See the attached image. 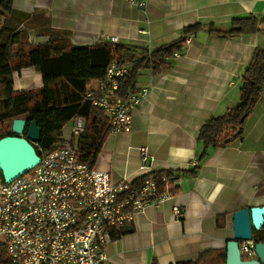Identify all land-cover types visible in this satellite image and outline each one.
Segmentation results:
<instances>
[{
  "label": "crops",
  "instance_id": "1",
  "mask_svg": "<svg viewBox=\"0 0 264 264\" xmlns=\"http://www.w3.org/2000/svg\"><path fill=\"white\" fill-rule=\"evenodd\" d=\"M134 1L144 2L145 8L131 0L12 1L15 11L29 15L13 22L30 44L58 35L73 45L91 46L118 36L121 42L154 49L179 38L185 26L204 25L193 35L195 44L186 45L184 56L168 58L158 74L141 71L137 86L148 87L149 94L134 113L132 131L110 133L96 162L116 181L125 176L134 181L159 169H193L202 150L197 142L201 126L239 103L254 49L264 48L261 33L225 39L208 32L210 23L226 27L237 16L264 15V0ZM216 13L233 16L212 19L206 26V17ZM172 31L178 36L169 39ZM20 72L21 86L15 89L28 90L29 81L42 85V73L34 67ZM141 146L151 155L146 162ZM172 185L179 189L177 194L148 204L136 215L135 230L110 243L107 255L112 264L193 261L203 250L226 248L233 238L235 211L264 205V88L244 123L243 135L211 150L198 176L178 178Z\"/></svg>",
  "mask_w": 264,
  "mask_h": 264
},
{
  "label": "trees",
  "instance_id": "2",
  "mask_svg": "<svg viewBox=\"0 0 264 264\" xmlns=\"http://www.w3.org/2000/svg\"><path fill=\"white\" fill-rule=\"evenodd\" d=\"M12 1L0 0V138L12 134V125L8 122L14 118L37 120L42 128L38 145L49 150L60 139L66 123L75 116H83L86 119V130L79 139L77 158L90 167L96 165L112 127L104 111L94 106L85 95L96 80L104 77L108 65L117 61L128 67L127 73L119 81L118 91L120 96L126 97L141 89L137 84L143 69H151L153 74L162 72L168 58L185 51L187 36L196 35L204 29L202 23L190 24L183 28L179 38L154 49L124 42L76 46L58 35H51L50 40L44 43L30 44L26 41L24 32L18 29V24L13 22L15 19H28L29 15L15 11ZM208 32L209 35L225 39L256 35L264 32V15L250 13L237 16L226 27L210 23ZM26 67H34L42 73L41 87L15 89L14 74ZM242 80L239 103L224 115L213 117L201 126L197 142L202 150L193 169L150 171L136 178L131 190H139L146 178L154 176L157 192L162 194L166 188L164 175L172 181L181 177H196L211 150L225 147L241 137L244 123L264 88V48L257 46L254 49L251 63ZM227 139L229 141L225 142ZM178 191L170 182V194L175 195ZM134 230V225L130 224L120 231H113L112 241ZM253 238L255 243L264 240V225L260 230L253 228ZM243 244L241 242V246ZM255 257V254L243 255V259ZM0 263L10 264L7 249L2 244ZM178 264H226V248L206 249L199 253L197 259Z\"/></svg>",
  "mask_w": 264,
  "mask_h": 264
},
{
  "label": "built area",
  "instance_id": "3",
  "mask_svg": "<svg viewBox=\"0 0 264 264\" xmlns=\"http://www.w3.org/2000/svg\"><path fill=\"white\" fill-rule=\"evenodd\" d=\"M131 2L145 8L144 2ZM192 40L193 35L187 36L186 45ZM127 71V66L111 62L85 95L104 111L111 133L132 131L134 113L149 94L148 87L126 97L118 94ZM85 130V117L75 116L53 148L44 150L36 144L41 153L36 167L10 183L0 176V244L6 247L10 264H112L107 255L112 232L133 224L148 204L170 197L172 180L166 175L162 194L154 176L146 178L139 190H131L133 181L127 176L116 181L110 172L80 162L79 139ZM139 151L143 162L151 158L146 146ZM174 213L182 215L178 206ZM241 251L255 254L254 241L244 242Z\"/></svg>",
  "mask_w": 264,
  "mask_h": 264
},
{
  "label": "water",
  "instance_id": "4",
  "mask_svg": "<svg viewBox=\"0 0 264 264\" xmlns=\"http://www.w3.org/2000/svg\"><path fill=\"white\" fill-rule=\"evenodd\" d=\"M42 128L37 120L14 118L12 134L0 138V176L10 183L41 162L36 148ZM229 140H225L228 142ZM264 225V205L244 207L234 212L233 238L226 244V264H264V240L255 243L253 228L260 230ZM254 241L255 258L243 259L241 242Z\"/></svg>",
  "mask_w": 264,
  "mask_h": 264
},
{
  "label": "rangeland",
  "instance_id": "5",
  "mask_svg": "<svg viewBox=\"0 0 264 264\" xmlns=\"http://www.w3.org/2000/svg\"><path fill=\"white\" fill-rule=\"evenodd\" d=\"M147 5V4H146ZM169 11L170 12H173L174 10H172V6H170L169 7ZM160 14V13H159ZM232 17L233 15H229V14H223V13H216V14H214L213 16H210V17H206V20H205V23H206V26L208 25V23H209V21L210 20H212V19H215V20H217V19H221V20H227V18H229V17ZM157 23H159V21H157ZM143 31V30H142ZM172 32H174V34L172 35V36H169L168 38L170 39V38H173L174 36H178L177 34H178V32L175 34V31H172ZM205 32H207V29H205ZM172 34V33H171ZM259 36H260V38H262V37H264V32H261V34H259ZM215 37H217V36H215ZM258 37V36H257ZM195 36H194V39L192 40L193 41V45L195 44ZM219 38V37H218ZM258 39V38H257ZM109 42V41H108ZM119 42H121L120 40H119ZM196 43H199V44H204V43H206L205 41H204V43H201V42H199V41H197ZM217 43H219V42H217ZM221 43V42H220ZM219 43V44H220ZM253 48V47H252ZM152 49V48H151ZM188 49V48H187ZM187 49H185V51L181 54V56H184V54L186 53V51H187ZM180 56V57H181ZM202 57H203V55H201ZM20 77H21V72H15V74H14V80H15V86L17 87V88H19L21 85H20V83H21V79H20ZM36 81H29L28 82V85L26 86V87H29L28 88V90L29 89H36V88H39V87H41V86H38L37 85V83H35ZM40 85V84H39ZM18 90V89H17ZM25 90H27V89H25ZM8 124H11L12 125V121H10V122H8ZM67 124V123H66ZM37 146V145H36ZM38 147V146H37ZM38 150H39V147L37 148Z\"/></svg>",
  "mask_w": 264,
  "mask_h": 264
}]
</instances>
